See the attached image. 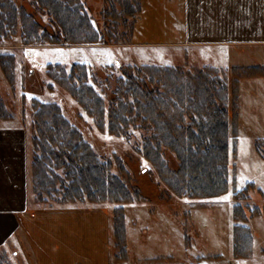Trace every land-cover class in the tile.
Instances as JSON below:
<instances>
[{
    "label": "rangeland",
    "instance_id": "374dc122",
    "mask_svg": "<svg viewBox=\"0 0 264 264\" xmlns=\"http://www.w3.org/2000/svg\"><path fill=\"white\" fill-rule=\"evenodd\" d=\"M17 1L51 32L55 30L49 17L31 0ZM85 2L94 25L102 27L106 22H100V15L96 22L92 13L95 10L100 14L101 2ZM112 2L105 6L111 8ZM120 4H115L118 11ZM115 19L120 20L118 14L109 19L107 45L25 46L19 30L13 34L0 32V52H11L16 60L13 84L0 68V96L17 114L14 122L0 123V147H28L32 160L31 101L34 97L59 101L65 115L80 128L98 155L114 161L115 169L123 165V177L131 191L139 192L140 200L124 205L129 258L116 259L115 204L41 203L35 200L30 186L28 208L16 214L21 228L0 248V264H264V72L249 70L244 76L233 71L235 67H263L264 51L261 54L249 45L129 46L123 24L113 22ZM72 61L89 64L95 84L108 101L114 98L121 64L173 65L191 74L214 67L224 78L227 73L232 100L234 91L238 96V119L232 121L237 132L231 139L229 193L215 199L180 198L137 151L150 132L134 129L126 138L98 131L86 112L46 73L48 63ZM166 156L170 167L178 168V161L168 150ZM237 204L243 207L242 216L235 213ZM236 225L248 227L251 234L250 245L241 246L239 242V250L235 242L238 237L242 239L243 232Z\"/></svg>",
    "mask_w": 264,
    "mask_h": 264
},
{
    "label": "trees",
    "instance_id": "16d2710c",
    "mask_svg": "<svg viewBox=\"0 0 264 264\" xmlns=\"http://www.w3.org/2000/svg\"><path fill=\"white\" fill-rule=\"evenodd\" d=\"M112 1L111 8L103 7L104 19L118 14L120 20L126 18L128 22L129 16H135L141 6V0ZM104 2L107 4L109 0ZM31 3L49 17L53 32L17 0H0V32L13 34L19 30L25 46L109 43V25L105 23L100 28L94 25L85 0H31ZM116 3H121V11ZM15 61L13 53L0 52V68L11 84ZM118 70L122 73L116 79L114 98L108 101L95 84L96 77L88 63L55 62L46 67L49 78L77 102L101 133L129 138L134 129L150 132L136 147L137 151L176 196L215 199L229 193L231 139L237 132L232 121L238 119L235 102L238 96L234 91L232 100L227 73L224 78L220 70L207 67L191 74L173 65L155 63L121 64ZM249 70L264 72V67L233 68L244 76ZM31 106L34 134L29 168L35 200L51 204L52 201L115 204L116 259L126 261L129 254L124 205L137 202L140 196L138 191H131L123 177L125 168L120 164L115 169L114 161L98 155L80 128L65 115L59 101L34 97ZM16 118L17 114L0 96V123L14 122ZM167 150L178 161V168L170 167ZM234 208L242 216L243 207L237 204ZM236 226L243 232L242 239L238 237L235 242L239 250V242L241 246L250 245L251 234L248 227Z\"/></svg>",
    "mask_w": 264,
    "mask_h": 264
},
{
    "label": "crops",
    "instance_id": "0c3cea01",
    "mask_svg": "<svg viewBox=\"0 0 264 264\" xmlns=\"http://www.w3.org/2000/svg\"><path fill=\"white\" fill-rule=\"evenodd\" d=\"M92 11L96 22L100 15L110 25L112 16ZM125 19L113 22L123 24L129 46L249 45L264 51V0H141L137 14ZM30 162L28 147H0V248L21 228L16 214L28 208Z\"/></svg>",
    "mask_w": 264,
    "mask_h": 264
}]
</instances>
